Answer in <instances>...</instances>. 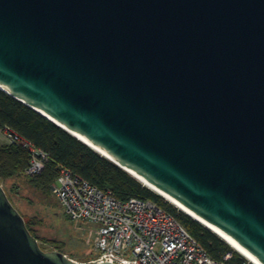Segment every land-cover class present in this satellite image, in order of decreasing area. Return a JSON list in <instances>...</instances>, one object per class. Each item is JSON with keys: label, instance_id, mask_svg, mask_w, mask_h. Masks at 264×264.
<instances>
[{"label": "water", "instance_id": "obj_1", "mask_svg": "<svg viewBox=\"0 0 264 264\" xmlns=\"http://www.w3.org/2000/svg\"><path fill=\"white\" fill-rule=\"evenodd\" d=\"M0 90L264 264V0H0ZM0 264L80 263L0 184Z\"/></svg>", "mask_w": 264, "mask_h": 264}, {"label": "built area", "instance_id": "obj_2", "mask_svg": "<svg viewBox=\"0 0 264 264\" xmlns=\"http://www.w3.org/2000/svg\"><path fill=\"white\" fill-rule=\"evenodd\" d=\"M0 131L7 145L30 156L25 175H40L48 153L9 127ZM57 171L51 192L91 251L86 264H235L232 249L214 260L155 202L120 201L111 190H99L65 166L58 165Z\"/></svg>", "mask_w": 264, "mask_h": 264}, {"label": "trees", "instance_id": "obj_3", "mask_svg": "<svg viewBox=\"0 0 264 264\" xmlns=\"http://www.w3.org/2000/svg\"><path fill=\"white\" fill-rule=\"evenodd\" d=\"M3 127H9L30 140L36 147L48 153L49 157L40 175L28 177L25 175V170L28 167L30 156L16 146L0 144L1 185L9 180L22 178L40 196L47 208H54L56 205L53 204L52 198L54 196L51 192V186L58 176L57 166L62 165L99 190H111L120 201L135 198L155 202L174 216L214 260H221L225 253L231 251L232 248L208 228L175 208L163 197L65 130L0 90V130ZM15 189L17 190V187H13L12 191L14 192ZM6 196L13 205L14 203L8 193H6ZM29 219L25 221L26 228L36 238L41 248L40 242L51 245L56 244L54 241L39 236L38 228H40L41 222L37 220V216H32ZM77 239L79 243L73 246L69 245L70 248L67 247L66 243H62L58 252L73 259V256L78 254L77 251H81L82 244L85 245L82 237L77 235ZM65 249L70 254L65 252ZM88 250L89 257H87V261L91 256V251L89 248ZM245 260L239 253L234 251L232 261L235 264H243L246 262Z\"/></svg>", "mask_w": 264, "mask_h": 264}, {"label": "rangeland", "instance_id": "obj_4", "mask_svg": "<svg viewBox=\"0 0 264 264\" xmlns=\"http://www.w3.org/2000/svg\"><path fill=\"white\" fill-rule=\"evenodd\" d=\"M6 144L4 137L0 131V144ZM17 187L14 192L12 191L13 187ZM2 187L8 193L14 207L22 215L24 221L30 220L32 216H37V220L41 222L40 228H38V234L41 238L54 241L56 244H47L41 243L42 250L46 252L59 251L62 243H66L70 248L74 244L77 245L78 239L77 235L83 237L82 234L73 229L72 224L70 223L68 217L66 216L63 208L54 198L53 204L56 205L54 208H47L40 196L30 188L24 182V179L9 180L7 183H4ZM17 194V195H16ZM39 244V243H38ZM70 245V246H69ZM81 245V244H80ZM40 246V244H39ZM81 251H77L78 254L73 256V260L80 263L86 264L89 250L86 245L81 246ZM65 252L70 254L68 250L65 249Z\"/></svg>", "mask_w": 264, "mask_h": 264}, {"label": "bare ground", "instance_id": "obj_5", "mask_svg": "<svg viewBox=\"0 0 264 264\" xmlns=\"http://www.w3.org/2000/svg\"><path fill=\"white\" fill-rule=\"evenodd\" d=\"M29 106H30V108H32L38 114H41L46 119L54 122L53 119H51L47 114H45L44 112H42L36 106H33V105H29ZM68 132H70V131H68ZM70 134H72V136H74L76 139H78L79 141H81L82 143H84L85 145H87L88 147H90L91 149H93L94 151H96L97 153H99L100 155H102L103 157H105L108 160H110L111 162H113L115 165H117L118 167H120L122 170H124L126 173H128L130 176H132L134 179L138 180L140 183H142L143 185L147 186L149 189L153 190L159 196L163 197L168 203H170L171 205H173L175 208H177L178 210H180L184 214L188 215L189 217H191L192 219H194L195 221L199 222L201 225H203L204 227L208 228L210 231H212L213 233H215L219 238H221L224 242H226L232 248L233 251H236L237 253H239L250 264H261L258 260H256L255 258H253L236 241H234L233 239H231L230 237H228L226 234H224L223 232H221L220 230H218L217 228H215L214 226H212L208 222H205L203 219H201V218L193 215L190 211H188L183 206H181L178 202H176L175 200H173L170 196H168L161 189H159L158 187L154 186L153 184H151L150 182H148L146 179L142 178L137 173L133 172L132 170H130L128 167H126L125 165L121 164L117 160L111 158L110 156H108L104 152L100 151L98 148H96L94 145H92L90 142H88L86 139H84L80 135H78L76 133H73V132H70Z\"/></svg>", "mask_w": 264, "mask_h": 264}]
</instances>
